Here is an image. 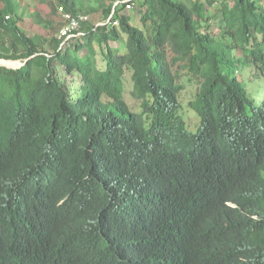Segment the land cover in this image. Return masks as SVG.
<instances>
[{
    "label": "trees",
    "instance_id": "trees-1",
    "mask_svg": "<svg viewBox=\"0 0 264 264\" xmlns=\"http://www.w3.org/2000/svg\"><path fill=\"white\" fill-rule=\"evenodd\" d=\"M45 2L0 0V264H264V0Z\"/></svg>",
    "mask_w": 264,
    "mask_h": 264
},
{
    "label": "rangeland",
    "instance_id": "rangeland-1",
    "mask_svg": "<svg viewBox=\"0 0 264 264\" xmlns=\"http://www.w3.org/2000/svg\"><path fill=\"white\" fill-rule=\"evenodd\" d=\"M24 3L28 5L29 12L33 13V17L26 18L21 23L20 26L29 34L47 36L46 30L39 24V22L50 21L51 23H57L61 19L60 15H55V16L51 15L50 8L48 4L45 2V0H24ZM89 19L93 23L102 24L101 11L99 10L95 14L89 15ZM213 30L216 29L213 28ZM109 46H111L112 48H117L120 46V44L118 42L117 43L110 42ZM98 60L100 67H103V65L101 64L102 58L99 57ZM68 81L70 82V79H68ZM263 85H264L263 82H259L257 85L258 87L257 94L259 95L258 100H262V98H264V90L260 89ZM124 86H125V99L131 106H134V101L132 100L131 97H129V92L131 90V82L129 75L125 76ZM193 95H194L193 86L186 84V89L179 96L180 101L182 103V112L184 114L185 122L188 128L191 130L197 129L199 125V119L197 118L196 114L192 112L188 107V102Z\"/></svg>",
    "mask_w": 264,
    "mask_h": 264
},
{
    "label": "built area",
    "instance_id": "built-area-1",
    "mask_svg": "<svg viewBox=\"0 0 264 264\" xmlns=\"http://www.w3.org/2000/svg\"><path fill=\"white\" fill-rule=\"evenodd\" d=\"M62 11V10H60ZM63 17L67 20V26L62 30V35H68V39L75 37V35L72 33L73 30H76V28L79 25V22L85 21V16H79L77 19L73 18L69 15H63Z\"/></svg>",
    "mask_w": 264,
    "mask_h": 264
},
{
    "label": "water",
    "instance_id": "water-1",
    "mask_svg": "<svg viewBox=\"0 0 264 264\" xmlns=\"http://www.w3.org/2000/svg\"><path fill=\"white\" fill-rule=\"evenodd\" d=\"M0 61H4V62L14 63L15 64V65H9V66L0 65V67H6V68H9V69H18V68H20L21 66L24 65V63L21 62V61H7V60H2V59H0Z\"/></svg>",
    "mask_w": 264,
    "mask_h": 264
},
{
    "label": "bare ground",
    "instance_id": "bare-ground-1",
    "mask_svg": "<svg viewBox=\"0 0 264 264\" xmlns=\"http://www.w3.org/2000/svg\"><path fill=\"white\" fill-rule=\"evenodd\" d=\"M1 62H3V63H1ZM1 62H0V65H7V66L15 65L14 63H8V62H4V61H1Z\"/></svg>",
    "mask_w": 264,
    "mask_h": 264
}]
</instances>
